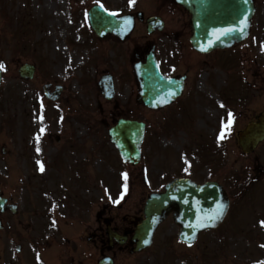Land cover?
Wrapping results in <instances>:
<instances>
[{"label":"rangeland","instance_id":"374dc122","mask_svg":"<svg viewBox=\"0 0 264 264\" xmlns=\"http://www.w3.org/2000/svg\"><path fill=\"white\" fill-rule=\"evenodd\" d=\"M95 2L103 3L110 11L119 9L116 10L118 15L124 14L131 5L129 0H0V64L3 65L0 146L7 150V155L0 158V179L17 183L18 179L10 178L12 176L22 182L28 180L34 185L40 183L68 193L74 186L73 180L63 172L61 177L65 179L60 177L61 167H66L69 172L71 167L77 186H89V182L97 178V167L102 169L104 177L107 176L109 207L116 211L118 207L113 206H122V211L131 215L135 199L144 200L162 177L185 175L197 181L216 180V154L209 151L207 156L212 157L213 162L209 160L202 164L200 145L211 146L216 152L217 141L223 140L219 126L228 115V108L220 100L222 97L238 98L237 95L246 89L245 82H252V78L247 60L239 68L238 57L219 60L221 55H217L218 64L210 67L208 80L201 81L203 72H200L190 81L191 92L198 97L190 95L181 111L173 113L167 109L154 114L135 106V87L129 78L123 80L121 72L115 69L119 83L116 99L121 107L114 112L113 106L99 95L95 81L105 67L103 64L112 65L113 62L122 70L121 63L125 58L124 55L118 58L110 44L89 46L88 38L91 37L85 23L86 12ZM256 4L253 36L249 40L253 41L250 47L255 52L253 57L258 51L264 54V3L256 0ZM246 51V55H250V51ZM185 59L193 65V57L185 55ZM25 63L35 66V75L30 81H21L17 75L18 67ZM96 66L98 69H94ZM244 71L245 80L241 77ZM199 82H203V86L198 85ZM45 83L61 85L65 89L63 99L56 103L46 101L41 91ZM120 116L139 117L146 124L141 165L147 167V183L143 182L141 174L135 179L131 175L134 172L121 165L116 151L107 141L104 125L111 126ZM56 136L60 137L61 143L55 141ZM70 141L74 154L67 146L58 155L60 166L56 154ZM154 145L155 155L151 150ZM7 158L11 159L5 162ZM142 166L136 170L140 171ZM153 176L157 177L156 181ZM121 187L128 188V195L118 193L117 188L122 190ZM94 189L97 191L98 186ZM172 226L171 221H167L158 230L149 251L134 261L153 264L150 258L157 257L159 243L170 242L165 251L173 257L183 258L185 253L193 257L198 255L204 264L264 262L261 260L262 249H258L260 240L255 237L259 234L247 232L249 228L243 221L235 233L222 231L202 235L194 249L178 247L177 233ZM134 261L124 262L133 264Z\"/></svg>","mask_w":264,"mask_h":264},{"label":"flooded vegetation","instance_id":"af4514ba","mask_svg":"<svg viewBox=\"0 0 264 264\" xmlns=\"http://www.w3.org/2000/svg\"><path fill=\"white\" fill-rule=\"evenodd\" d=\"M159 1L158 7L178 16L165 17L161 9L156 8L147 14L144 8H138L133 13V31L125 41L120 42L112 35L101 41L110 43L118 58L126 56L121 65L123 70L111 62L112 65L105 64L102 74L117 69L126 78L125 72H128L137 85L132 66H143L150 57L162 76L175 80L184 77L182 94L171 105L175 106L188 97L190 81L198 73L200 61L203 65L215 67L216 49L207 54L196 52L190 44L192 26L188 13L173 0ZM140 13L142 18L137 16ZM152 17H159L163 26L155 27L150 34L147 20ZM241 46L234 48L238 50ZM189 54L201 60L190 65L185 59ZM248 68L250 72L255 69L257 78L252 87L256 95L231 99L227 104L231 115L219 127L223 143L216 146V183L225 190L229 209L213 232L235 233L243 221L249 228L247 232L259 234L255 237L260 240L264 258V226H261L264 221V140L248 153L243 152L238 141L239 134L249 125L259 123L264 113V67L260 64L256 68V60L250 58ZM1 153L4 154L5 150ZM101 170L97 169V178L92 179L89 186H77L73 179L74 186L68 193L40 183L34 185L28 180L15 183L0 179V199L4 200L0 206V264H100L108 263V260L120 264L141 255L130 254L132 231L142 219L141 200L137 199L132 205L131 215L122 211L121 206L113 211L109 207L107 176L104 177ZM121 240L123 244L119 243ZM167 244L162 243L163 247ZM152 261L153 264H162L159 259ZM182 261V264H204L199 257L182 258ZM134 264L149 263L139 261Z\"/></svg>","mask_w":264,"mask_h":264},{"label":"water","instance_id":"95a60500","mask_svg":"<svg viewBox=\"0 0 264 264\" xmlns=\"http://www.w3.org/2000/svg\"><path fill=\"white\" fill-rule=\"evenodd\" d=\"M208 2L209 5L205 4L203 0L179 1L191 13L213 6L210 5L211 0ZM253 10L251 0H216V20H212L214 17L209 16L210 24L214 25L216 22V31L218 33H225L228 29L237 30L244 26L242 22L250 18ZM89 16L91 26L98 35L112 32L114 27L121 24L120 20L97 8H93ZM239 39L240 35L237 31L229 32L216 40V47H225L227 43L238 41ZM33 71V67L23 66L19 69V74L24 79H31ZM150 72V68L143 70V72L141 69H137V75L144 77V81L141 84V100L147 107L154 108L161 106L154 104L156 100L170 97L169 92L172 87H169L168 84L164 86L162 83L154 85L152 82L154 78L150 77ZM143 135L144 125L136 122L121 120L109 130L110 140L116 147L123 162H128L133 166L139 162ZM239 138L241 146L244 150H247L252 141L255 143L264 138V128L254 131L252 134L247 130ZM217 201L216 184L208 183L199 186L188 180L179 179L172 181L165 187L164 194L151 196L147 200L144 207L145 220L135 231L137 247L134 251H140L148 246L156 227L171 211L175 222L181 227L179 239L183 243L191 245L200 232L216 227L219 218H215L218 207Z\"/></svg>","mask_w":264,"mask_h":264},{"label":"snow or ice","instance_id":"6c2138e0","mask_svg":"<svg viewBox=\"0 0 264 264\" xmlns=\"http://www.w3.org/2000/svg\"><path fill=\"white\" fill-rule=\"evenodd\" d=\"M129 2H130V4H132V3H134V0H129ZM242 23H244L245 26H246V20L244 22H242ZM234 31H236V29H228L224 34H228L229 32H234ZM239 31L243 32V28H240ZM2 69H3V65L0 64V70H2ZM229 115H231V113ZM41 131H43V128L41 129ZM221 136H223V133L221 134ZM36 139L39 140V136H37ZM38 151H39V149H38ZM41 170H43V168H41ZM124 177H125V179H127V174L126 173L124 174ZM118 202L119 201H117V203ZM223 207H224L223 205H218L217 213H216V217L215 218H218L222 214ZM261 226H264V221H261ZM145 242L147 243V241H145Z\"/></svg>","mask_w":264,"mask_h":264}]
</instances>
